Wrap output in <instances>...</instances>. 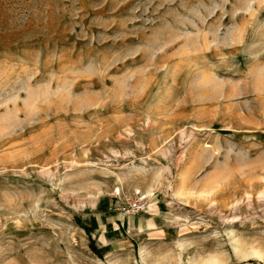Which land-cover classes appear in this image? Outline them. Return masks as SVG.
Wrapping results in <instances>:
<instances>
[{"label":"rangeland","instance_id":"obj_1","mask_svg":"<svg viewBox=\"0 0 264 264\" xmlns=\"http://www.w3.org/2000/svg\"><path fill=\"white\" fill-rule=\"evenodd\" d=\"M210 261L264 264V0H0V264Z\"/></svg>","mask_w":264,"mask_h":264},{"label":"built area","instance_id":"obj_2","mask_svg":"<svg viewBox=\"0 0 264 264\" xmlns=\"http://www.w3.org/2000/svg\"><path fill=\"white\" fill-rule=\"evenodd\" d=\"M149 197L140 190L125 192L121 186H116L110 193V210L126 217L147 214L151 207Z\"/></svg>","mask_w":264,"mask_h":264},{"label":"bare ground","instance_id":"obj_3","mask_svg":"<svg viewBox=\"0 0 264 264\" xmlns=\"http://www.w3.org/2000/svg\"><path fill=\"white\" fill-rule=\"evenodd\" d=\"M206 264H219V263L216 261H210V262H207Z\"/></svg>","mask_w":264,"mask_h":264},{"label":"trees","instance_id":"obj_4","mask_svg":"<svg viewBox=\"0 0 264 264\" xmlns=\"http://www.w3.org/2000/svg\"><path fill=\"white\" fill-rule=\"evenodd\" d=\"M91 247H93V246L91 245Z\"/></svg>","mask_w":264,"mask_h":264}]
</instances>
